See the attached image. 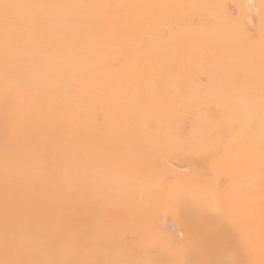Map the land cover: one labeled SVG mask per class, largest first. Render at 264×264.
I'll use <instances>...</instances> for the list:
<instances>
[{
	"label": "bare ground",
	"instance_id": "6f19581e",
	"mask_svg": "<svg viewBox=\"0 0 264 264\" xmlns=\"http://www.w3.org/2000/svg\"><path fill=\"white\" fill-rule=\"evenodd\" d=\"M0 264H264V0H0Z\"/></svg>",
	"mask_w": 264,
	"mask_h": 264
}]
</instances>
